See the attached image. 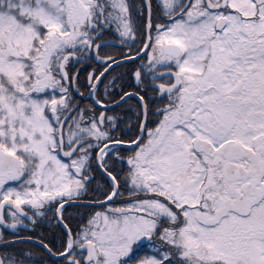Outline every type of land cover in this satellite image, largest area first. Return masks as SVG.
I'll return each instance as SVG.
<instances>
[{
  "label": "snow or ice",
  "instance_id": "1",
  "mask_svg": "<svg viewBox=\"0 0 264 264\" xmlns=\"http://www.w3.org/2000/svg\"><path fill=\"white\" fill-rule=\"evenodd\" d=\"M0 264H264V0H0Z\"/></svg>",
  "mask_w": 264,
  "mask_h": 264
}]
</instances>
